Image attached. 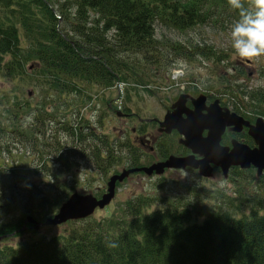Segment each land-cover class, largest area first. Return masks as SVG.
I'll return each instance as SVG.
<instances>
[{
  "label": "trees",
  "instance_id": "1",
  "mask_svg": "<svg viewBox=\"0 0 264 264\" xmlns=\"http://www.w3.org/2000/svg\"><path fill=\"white\" fill-rule=\"evenodd\" d=\"M249 3L245 0L246 7ZM238 19V10L228 0H0V70L14 78L30 68L39 78L36 85L45 88L44 95L53 91L61 100L77 92L78 79L109 86L120 76L135 75L141 62L143 70H152L151 63L160 64L170 55L221 58L225 54L204 36L169 38L158 27L185 31L210 26L231 32ZM68 102H62L63 109ZM65 110L50 99L34 113L32 126L37 124L44 139L45 133L53 137L38 143V161L50 166L47 157L42 159L45 150L53 153L56 167L69 166L71 150L64 145L68 138L71 145L78 139L81 150L106 172L121 158L117 151L122 144L109 142L93 125L81 124L83 120L66 117ZM17 113L11 112L10 126L0 120V153H8L6 164L0 163V213L17 209L44 220L56 207L53 202L46 207V201L59 181L54 174L53 184L46 183L43 190L28 169L16 167L23 164L11 153L15 137L19 142L34 132L17 129ZM53 119L62 126L54 123L48 132L45 124ZM128 151V165H140L136 148L129 146ZM263 173L252 194L241 188L236 196L220 191L215 203H209V195L196 185L187 186L173 200L168 195L137 194L110 215L72 219L65 232L30 235L15 244L0 240V264H264ZM68 194L65 185L60 186L55 202L60 204Z\"/></svg>",
  "mask_w": 264,
  "mask_h": 264
},
{
  "label": "rangeland",
  "instance_id": "2",
  "mask_svg": "<svg viewBox=\"0 0 264 264\" xmlns=\"http://www.w3.org/2000/svg\"><path fill=\"white\" fill-rule=\"evenodd\" d=\"M158 28L159 33L169 38L183 39L189 36L193 40H197L204 36L208 42L214 43L217 52H223L225 55L221 58L216 56L187 58L182 55H170L160 64L151 63L152 70H149V66H145V70H143L141 67H144V63L141 62L138 69L135 70V75L128 78L120 76L109 86L78 79L77 92L73 90L72 93L64 94L61 100L58 97L56 99V94L53 91H49L47 97L44 95L45 88L42 87L43 85H36L39 83L37 81L39 78L32 75L30 68H27L22 77L14 78H9L6 73L0 70V120L2 124H9L10 117H12L11 112L16 110L18 112L15 118L17 129L34 131L31 132L32 134L28 139L22 138L19 142H17L18 136L15 137L16 141L11 153L16 157L15 161L23 164V167H16L28 169L30 178L41 184L44 187L43 190H47L48 184H53V175H57L58 187L50 189L53 196L51 200L46 201V207L52 202L56 206L53 207L52 214L57 211L60 205L55 202V195L62 185H65L69 194L75 190L80 193H93L100 197L106 192L109 176L129 166V146L130 149L136 148L138 151L136 154L140 164H150L171 152L186 151V147L178 142L179 133L173 130L172 133L161 134L155 120L156 118H163L180 93L187 92L193 97L200 93L205 94L209 96L211 101L219 99L223 107L230 108L244 116L251 115L253 119L257 116L264 118V56L254 60L240 59L231 47V32L218 28L196 26L185 31ZM178 61L186 65L179 72L174 71L180 66ZM238 69L241 71L238 72ZM245 90H251L248 93L251 96L246 95ZM50 99H54L61 111L65 110L63 109L65 104L62 102L69 101L70 105L65 110L66 117L75 121L83 120L81 124L93 125L96 133L105 134L109 142L112 139L120 142L119 144H122L121 152H117L121 158L104 172L88 155L87 150H81V146L77 144L78 139L73 141L71 145L68 138L67 145L64 147H69L67 150H71L69 151V158L72 161L68 164L69 166L59 169L55 165L56 161L53 160V153L49 154L45 150H43L42 159L47 157L50 166H43L42 160L41 162L38 161L39 156L36 148L41 147L38 144L40 141L47 140L49 142L53 137L45 133L44 139L42 133L37 131V124L34 123L32 126L31 122L41 102ZM75 103L77 105H74ZM19 104H22V107H18ZM51 108L48 107V109ZM116 110H120L122 113L119 115ZM60 115L61 112L54 118H59ZM54 123L56 126H62L56 124L55 119H53L52 123H48L49 125L46 123L44 128L48 131ZM74 124L76 125V123ZM133 126L138 128V134L131 130ZM44 128L41 127V130ZM75 128L77 137H79L80 130L77 126ZM83 131L87 130H81V132ZM149 134L161 135L152 151L144 148L137 137V135H143L152 143ZM30 138H35V140ZM58 138L59 140L63 139V134L59 132ZM247 142L253 144L252 139ZM73 144L77 149L74 148ZM73 149L74 151H72ZM62 157H65V153H62ZM7 158L8 153H0L1 164H6ZM243 173H246L245 175L250 176L251 179L245 180ZM262 179V183H264V173ZM256 180L258 179L254 167H232L226 177L219 169H214L212 176L204 177L196 169L188 166L167 168L163 173L157 175L135 171L117 182L115 194L109 203L104 207L95 208L90 216L110 215L122 203L131 200L137 194L168 195L170 200H173V196L184 191L187 186L195 185L202 188L204 194L209 195V203H215L219 199L214 195L220 191L236 196L235 190L241 188V192L246 191L252 194L257 183ZM27 215L31 214L19 212L17 209L0 213V235L2 236L0 240L15 244L18 240L30 235L52 236L65 232V229L67 230L71 226V220H67L55 225L36 227L34 223L27 221Z\"/></svg>",
  "mask_w": 264,
  "mask_h": 264
},
{
  "label": "water",
  "instance_id": "3",
  "mask_svg": "<svg viewBox=\"0 0 264 264\" xmlns=\"http://www.w3.org/2000/svg\"><path fill=\"white\" fill-rule=\"evenodd\" d=\"M187 93H180L166 111L162 119L156 118L159 132H171L173 129L180 134L179 142L190 149L187 154H169L166 158L150 164L128 166L109 176L107 189L100 197L93 193L72 191L61 202L57 211L45 217L44 220H35L27 215V221L35 226L55 225L67 220L84 218L93 213L95 208L104 207L115 194L117 182H120L130 173L143 171L146 174H161L166 168L192 167L204 177L212 176L214 166L220 168L227 176L229 168L239 166L256 168L259 176L264 170V118L257 116L252 123L248 119L227 107L219 104L218 99L206 103L205 94L192 97V106L186 105ZM121 114L120 110H116ZM236 124V128L248 127V134L254 145L232 139L231 145L220 142L226 125ZM2 236L0 235V238Z\"/></svg>",
  "mask_w": 264,
  "mask_h": 264
},
{
  "label": "clouds",
  "instance_id": "4",
  "mask_svg": "<svg viewBox=\"0 0 264 264\" xmlns=\"http://www.w3.org/2000/svg\"><path fill=\"white\" fill-rule=\"evenodd\" d=\"M229 5L239 12V19L231 26V47L240 59L254 60L264 56V0H228ZM174 71H182L186 65Z\"/></svg>",
  "mask_w": 264,
  "mask_h": 264
},
{
  "label": "flooded vegetation",
  "instance_id": "5",
  "mask_svg": "<svg viewBox=\"0 0 264 264\" xmlns=\"http://www.w3.org/2000/svg\"><path fill=\"white\" fill-rule=\"evenodd\" d=\"M205 96H206V103H209L211 101L210 98H209V96H207V95H205ZM192 97L193 96H191L189 94L186 97V105L187 106H192ZM219 104L222 106V104L220 103V101H219ZM244 117L246 119H248L250 122H254V120H255V119H253V117H251V115H247V116H244ZM137 129L138 128H136L135 126H133L131 130L133 132H136L138 134L139 131H137ZM173 130H175V129H173ZM172 131L169 132V133H172ZM160 133L163 134L162 132H160ZM149 136L152 138V143H150V140L147 137H144L143 135H137L139 143L142 144L144 146V148L153 150L154 149V146H155V143H156V141L158 139V137L161 136V135L154 136L152 134H149ZM232 139H237L239 141L247 142L249 139H252V137L248 134V127L242 126L240 129H237L236 128V124H229V125H226L225 126L224 131H223V133L221 135L220 142L222 144L231 145ZM252 141H253V139H252ZM186 149H187L186 151H180V152H176V153L177 154H180V155L187 154V153L190 152V149L187 148V147H186ZM169 154H171V153H168L166 156H164L162 158L167 157Z\"/></svg>",
  "mask_w": 264,
  "mask_h": 264
}]
</instances>
